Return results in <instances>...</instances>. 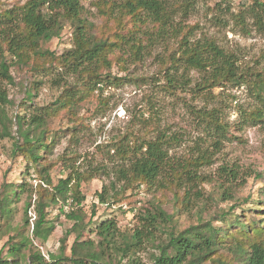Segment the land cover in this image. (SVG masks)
<instances>
[{"label": "trees", "instance_id": "1", "mask_svg": "<svg viewBox=\"0 0 264 264\" xmlns=\"http://www.w3.org/2000/svg\"><path fill=\"white\" fill-rule=\"evenodd\" d=\"M171 1L99 3L102 22L98 26L87 20L80 0H27L23 5L0 14V139L15 140L12 130L16 128L19 141L14 143L13 156L23 162V175H30L31 170L38 182L34 188L21 178L19 183L5 184L0 191V216L5 219L0 224V241L8 235L0 247V264H264V172L255 174L262 183L255 199L251 195L246 198L237 196L236 192L243 184L239 182L238 171L227 166L220 168V181L214 185L216 190L204 196L203 188L199 187L206 184L205 180L190 169L196 161L170 163L168 151L175 137L156 128H152L155 129V137L147 138L136 134L130 126L126 134L112 144L116 155L123 161L112 173L115 182L122 184L123 189L109 195L102 187L96 198L101 205H115L123 202L127 190L141 186H145L147 191L153 188L164 190L171 186L183 191L182 196L174 193L171 213L160 202H148V206L137 210L130 208L124 213L132 216L135 228L131 233H121L115 218L85 222L83 205L86 197L81 192V184L96 178L99 170L92 174L80 173L66 161H75L74 157H62L65 176L58 178L55 185L52 183L50 173L55 163L49 161V155L57 134H51L49 122L65 116L73 124V129L68 131L74 134L84 128L85 117L80 116L82 104L96 99L101 107L106 103L102 98L105 87L140 81L127 74L125 48L129 49L133 61L143 57L147 47L139 33L149 23L158 30L154 40L146 38L150 46L171 37L169 31L173 29L168 25L175 10ZM255 5L258 7L252 10L255 25L264 31V4L256 2ZM236 20L243 26L241 15ZM63 21L73 27V47L56 56L43 45L59 37ZM188 30L176 49L167 50L161 57L165 80L161 89L171 93V89L188 86L191 80L186 76L187 71L199 74L193 89L205 92V95H210L213 88H223L228 84L245 86L259 107L251 111L240 109L242 123L261 122L264 69L239 72L232 54L213 40L190 42ZM177 31L176 28L173 33ZM54 65L77 75L80 84L63 85L52 104L37 108L29 117L25 112L31 103L21 104L19 112L13 118L9 117L6 109L12 101L2 84L13 82L10 68L31 67L35 72H50ZM114 66L117 67L116 73ZM32 96L29 93L27 100ZM22 107L25 110L20 112ZM100 112L101 108L97 113ZM215 113L216 110H211L201 117L212 125L215 137L225 139L229 130ZM141 118L147 120L143 115ZM200 159L203 161L209 157L201 155ZM25 193L30 198L25 203L22 225L12 227L8 222L11 206ZM33 194L36 195L35 218L31 221L28 210L32 207ZM55 207L60 216L72 223L66 236L73 234L74 241L69 257L47 261L33 246L32 240L44 243L52 235L54 221L58 217L49 219V210ZM182 213H187L189 220L184 228L177 220ZM94 215L92 212L91 217ZM30 227L28 236L23 232ZM85 231L90 234L88 238L83 236ZM147 252L149 256L144 260L143 254Z\"/></svg>", "mask_w": 264, "mask_h": 264}, {"label": "rangeland", "instance_id": "2", "mask_svg": "<svg viewBox=\"0 0 264 264\" xmlns=\"http://www.w3.org/2000/svg\"><path fill=\"white\" fill-rule=\"evenodd\" d=\"M26 1L0 0V14L23 5ZM111 1L120 0H80V3L87 20L98 26L102 22V16L97 4ZM171 2L175 4V10L168 27L173 31L177 28V33H173L170 29L171 37L163 38L162 42H154L150 46L146 38L152 37L154 40L158 30L149 23L139 33L140 35L138 34L143 45L147 47L143 57L135 62L130 57L129 49L125 48L127 74L140 81L124 83L119 87H105L102 98L106 103L101 107L96 99L82 104L80 116L85 117L84 128L75 131L74 134L68 131L73 129V124L65 116L53 118L49 122L51 134H57L49 155V161L55 163L50 173L52 183L55 185L58 178L65 176L62 157H74L75 161H66L68 164H73L80 173L92 174L94 170H99L100 174L96 178L81 184V192L86 197L83 205L85 222L90 219L92 222H100L115 218L121 233H131L135 228L136 223L132 216L124 213L130 208L135 207L137 210L148 206V202H160L165 210L171 213L174 193L178 192L180 196L183 194L181 189L177 191L171 186L164 190L153 188L148 191L145 186H141L139 189L127 190L121 204L98 203L96 194L101 192L102 187L106 188L109 195L123 189L122 184L115 182L112 173L123 162L116 155L112 144L121 139L130 126L136 134L145 135L147 138L155 137V129L152 128L175 137L168 151L170 163L183 164L189 160L196 161V165L190 169L205 180L206 184L199 187L203 188L204 196L216 190L214 185L215 182L220 181V168L223 166L233 167L238 171L239 182L243 184L236 192L240 198L251 195L255 199L258 188L262 185L255 174L264 172V113L262 121L258 123L244 124L239 116L240 109L251 111L259 107L249 90L245 86L232 87L228 84L223 88H213L210 90V95H205V92H197L193 89L194 84L199 80V74L195 71H187L186 76L190 78V84L176 87L171 89V93H166L161 89L165 83L161 71V57L167 50L174 49L189 29L187 39L190 42L215 41L220 48L235 57L239 72L263 70L264 31L257 29L252 10L258 9L256 2L264 4V0H173ZM239 15L243 18V26L236 20ZM61 25L62 31L59 37L43 45L44 49L56 56L73 47V27L66 21ZM6 58L8 60V56ZM113 71L117 72L116 66L113 67ZM10 75L13 82H4L2 87L6 90L8 99L12 101V105L6 109L11 118L19 112L18 107L21 104L31 103L25 112L26 117H29L37 108L52 104L63 90V85L80 84L77 75L58 65H54L50 72H35L31 67H11ZM29 93L33 95L31 100H27ZM99 108L102 112L97 113ZM23 110L24 107L20 112ZM211 110H216L215 115L227 125L229 133L225 139L215 137L212 125H208L201 117L203 113ZM141 115L147 120L143 121ZM15 130L16 128L12 130L15 140L0 139V191L5 184L19 183L18 180L21 178H24L27 184H32L34 188L38 183L31 170L30 175H23V162L19 157L13 156L14 143L19 141ZM201 155L209 159L202 161ZM29 198L28 193H25L11 206L12 212L8 221L10 226L22 225L25 203ZM35 200L36 195L33 194L32 207L28 210L31 221L35 218L33 211ZM64 211L67 212L68 208L65 207ZM49 212V219L58 217L54 221L55 229L44 243L32 240L33 246L47 261L57 260L63 256L69 257L74 235L66 236V232L71 228L72 223L59 215L57 207L50 209ZM92 212L95 213L93 217H91ZM177 220L181 228L186 227L189 222L187 213H182ZM4 221V217L0 216V224ZM30 231L31 227L29 230L25 229L23 233L30 236ZM83 236L88 238L90 234L85 231ZM7 238L8 235L3 237L0 247ZM148 256L149 252L144 253L143 259L147 260Z\"/></svg>", "mask_w": 264, "mask_h": 264}]
</instances>
